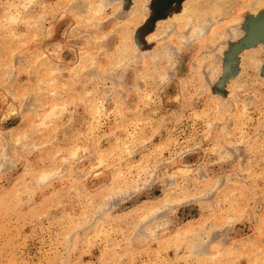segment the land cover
<instances>
[{
  "label": "rangeland",
  "instance_id": "obj_1",
  "mask_svg": "<svg viewBox=\"0 0 264 264\" xmlns=\"http://www.w3.org/2000/svg\"><path fill=\"white\" fill-rule=\"evenodd\" d=\"M0 264H264V0H0Z\"/></svg>",
  "mask_w": 264,
  "mask_h": 264
}]
</instances>
